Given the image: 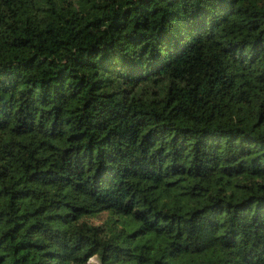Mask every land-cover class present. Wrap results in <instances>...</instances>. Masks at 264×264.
I'll list each match as a JSON object with an SVG mask.
<instances>
[{"label": "trees", "instance_id": "obj_1", "mask_svg": "<svg viewBox=\"0 0 264 264\" xmlns=\"http://www.w3.org/2000/svg\"><path fill=\"white\" fill-rule=\"evenodd\" d=\"M0 264H264V0H0Z\"/></svg>", "mask_w": 264, "mask_h": 264}, {"label": "rangeland", "instance_id": "obj_2", "mask_svg": "<svg viewBox=\"0 0 264 264\" xmlns=\"http://www.w3.org/2000/svg\"><path fill=\"white\" fill-rule=\"evenodd\" d=\"M95 258H94V256H92V257H90V259L89 260H94Z\"/></svg>", "mask_w": 264, "mask_h": 264}]
</instances>
